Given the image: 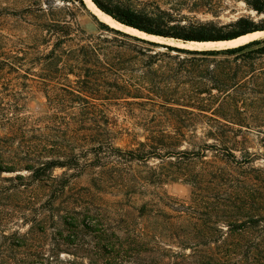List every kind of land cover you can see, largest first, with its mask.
Instances as JSON below:
<instances>
[{
    "label": "trees",
    "instance_id": "obj_1",
    "mask_svg": "<svg viewBox=\"0 0 264 264\" xmlns=\"http://www.w3.org/2000/svg\"><path fill=\"white\" fill-rule=\"evenodd\" d=\"M60 1V10L87 11L82 0ZM169 1L194 12L222 9L221 0ZM235 1L264 16V0ZM91 2L122 25L177 41L264 31V18L239 17L223 31L156 2ZM261 56L264 41L194 51L100 22L91 34L73 13L38 25L30 46L0 55V74L14 75L0 80L26 89L31 82L45 98L42 115L27 125L21 100L0 96V176L18 173L3 179L10 185L2 193L28 227L8 233L0 222V264H264V169L252 166L264 161V142L253 151L243 139L260 114L235 105V63ZM123 137L129 144L117 147ZM57 169L64 171L55 176ZM84 177L97 192L124 196L122 214L105 217L85 187L70 196ZM169 183L189 186L188 201L159 192Z\"/></svg>",
    "mask_w": 264,
    "mask_h": 264
},
{
    "label": "rangeland",
    "instance_id": "obj_2",
    "mask_svg": "<svg viewBox=\"0 0 264 264\" xmlns=\"http://www.w3.org/2000/svg\"><path fill=\"white\" fill-rule=\"evenodd\" d=\"M133 1L136 4H149L150 2H156V4L161 9H171L177 14H182L187 18L189 23L203 24L212 22L215 24V26H217V28H222L223 31L229 30V24L239 17H249L254 22L264 18V16H256L253 12L248 11L242 2L235 0H221L220 4H222V9L216 14H210L202 10L194 12V9L187 3H182L177 6L169 0H132V2ZM68 6L69 7L67 10H60L59 8H62V3L60 0H0V55H2L3 53L7 54L13 48L30 46V44L32 43L33 34L38 25L47 22L49 19L56 20L65 17L69 19L72 13L75 14L80 27L87 33H97L98 22H103L97 19L86 6L85 7L87 11L80 10L78 12L74 9L73 5ZM254 41H264V38ZM222 49L225 48L208 50ZM26 67L27 66H24L22 68L24 69ZM251 72H254V76H245L250 75ZM29 73L31 74L30 76L37 75L38 69H31ZM21 74L25 73L21 72ZM0 75L14 76L6 73H2ZM3 84L7 85L5 90ZM28 84H30L31 86L30 89H26L23 87V81L0 80L1 98H3L5 101L10 99L13 100L14 98L21 100L20 104H23V108H21L19 114L27 125L31 123V119L34 120L35 118L42 115V110L45 104V98L43 94L41 92H37V90L33 88L31 82H29ZM14 85H16V87H14ZM243 100L246 103L243 104ZM246 104H250V107H247ZM235 105L241 111L245 110L246 114L250 112H254L255 115L260 114L259 116H257L258 118H256V120H253L251 118L249 119V124L251 125L250 129H243L245 132H247V135L243 137V139H246L248 142L255 146L253 151H255L256 149L259 150L257 148V145L264 142V56H261L253 61L235 63ZM261 116L263 117V121L259 120L261 119ZM121 120L122 119L119 118V122ZM192 135L193 134L191 132H188L186 138L189 139ZM196 135L201 136L199 131L196 133ZM139 139L142 140L141 137H139ZM194 140L198 139L195 138ZM129 141V138L123 137L117 140L115 142V145L117 147L125 148L129 144ZM13 148L14 146L11 145V148L7 151L8 154L4 153V156H10ZM21 150L23 151V149ZM252 166L254 168L264 169L263 159L256 160L252 164ZM63 171L64 170L57 169L53 174L55 176H58ZM16 174L18 173H2L0 176V214H2L0 217V222H2L1 224H3L6 232L8 233L19 229V231L23 233L28 228L22 226L21 222H19V219L12 217V215L14 214L13 212L16 210L14 208V203L12 201L10 202V200H6V196L2 193V191L8 189L10 185L8 182H4L3 179L13 177ZM20 175L24 177L28 176L25 171L20 172ZM88 182V179L85 177L79 180L75 179L73 181L74 185H70L69 189L71 190L69 192V195L74 197L81 192L79 191V188L85 187L88 189V193L92 196V204L96 207L99 206L101 210L100 212H102L105 217L109 218L110 216H116V214H122L120 213V210H125L124 196L114 195L115 192H113V190H111V188L109 187L103 188V190L97 192L94 188H89ZM40 191L43 195L48 194V192H46L45 190ZM147 192L151 193L152 189H148ZM159 192L165 193L172 198L184 202H187L190 197L189 186L181 183H169L160 188ZM116 202L118 204H116ZM59 208L61 209V207ZM113 211L116 213L113 214ZM163 211L168 212L169 210L163 208ZM6 214L9 215L6 216ZM66 258H68L67 254L62 253L61 259Z\"/></svg>",
    "mask_w": 264,
    "mask_h": 264
},
{
    "label": "bare ground",
    "instance_id": "obj_3",
    "mask_svg": "<svg viewBox=\"0 0 264 264\" xmlns=\"http://www.w3.org/2000/svg\"><path fill=\"white\" fill-rule=\"evenodd\" d=\"M85 6L89 9V11L101 22L105 23L106 25L115 28L117 30H120L122 32L146 38L148 40L152 41H157V42H162V43H168V44H173V45H179L182 46L180 41L177 40H171V39H162V38H156L154 36H145L144 34H141L137 32L136 30H133L128 27H124L118 23H116L114 20L103 14L100 10H98L95 5L91 2V0H83ZM264 38V31L261 32H253L250 34H246L243 36H240L238 38L229 40V41H216V42H187L185 45H183L186 48L189 49H196V50H201V49H221V48H229V47H235L239 46L242 44H246L248 42L258 40Z\"/></svg>",
    "mask_w": 264,
    "mask_h": 264
},
{
    "label": "water",
    "instance_id": "obj_4",
    "mask_svg": "<svg viewBox=\"0 0 264 264\" xmlns=\"http://www.w3.org/2000/svg\"><path fill=\"white\" fill-rule=\"evenodd\" d=\"M83 1V0H82ZM84 3V2H83ZM85 5V4H84ZM99 10V9H98ZM103 13V12H102ZM104 14V13H103ZM106 15V14H105ZM106 16H108V15H106ZM109 17V16H108ZM109 18H111V17H109ZM112 19V18H111ZM113 20V19H112ZM116 22V21H115ZM116 23H118V22H116ZM118 24H120V23H118ZM120 25H122V24H120ZM122 26H124V27H128V26H125V25H122ZM128 28H131V27H128ZM113 29H115V28H113ZM131 29H133V30H136V29H134V28H131ZM117 30V29H116ZM118 31H120V30H118ZM137 32H139V33H141V34H144L145 36H154V35H148V34H146V33H143V32H141V31H138V30H136ZM120 32H122V31H120ZM261 32V31H260ZM123 33H125V32H123ZM125 34H127V35H130V36H133V37H137V38H140V39H143V40H146V41H150V42H154V43H158V44H163V45H167V46H171V47H175V48H179V49H185V50H194V51H203V50H196V49H189V48H186V47H184L183 45H185L187 42H184V41H180L181 42V44H182V46H179V45H173V44H165V43H162V42H157V41H152V40H148V39H146V38H142V37H138V36H134V35H131V34H128V33H125ZM250 34V33H249ZM154 37H156V38H162V39H166V38H163V37H158V36H154ZM238 38V37H237ZM171 40H174V39H171ZM225 49H227V48H225Z\"/></svg>",
    "mask_w": 264,
    "mask_h": 264
}]
</instances>
